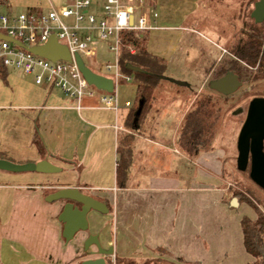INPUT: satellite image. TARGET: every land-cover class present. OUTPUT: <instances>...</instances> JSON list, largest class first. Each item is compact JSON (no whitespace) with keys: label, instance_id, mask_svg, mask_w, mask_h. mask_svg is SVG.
<instances>
[{"label":"crops","instance_id":"crops-1","mask_svg":"<svg viewBox=\"0 0 264 264\" xmlns=\"http://www.w3.org/2000/svg\"><path fill=\"white\" fill-rule=\"evenodd\" d=\"M198 1L152 3L156 26L147 30L146 48L168 61L175 75L187 74L199 50L193 34L204 36L185 22ZM13 2L0 0L8 11ZM23 4L25 9H45L53 3L24 0ZM114 93L116 109L103 106L96 97H83L76 107L58 90L36 85L31 76L6 68L0 78V151L17 163L46 158L59 170H0V264H79L98 256L93 245L83 248L88 233H97L103 247L111 245L114 257H180L187 264L251 261L242 243V214L234 209L244 202L232 206L223 200L227 190L221 183L223 149L210 147L189 156L176 146L177 127L193 92L156 94L141 132L125 128L124 101H131ZM35 131L44 154L33 142ZM119 131L133 135L123 187L115 182ZM64 186L77 187L108 205L106 213L90 210L87 229L68 241L61 236L57 219L64 200L44 199ZM248 216L255 218V212ZM158 248L164 253L156 255Z\"/></svg>","mask_w":264,"mask_h":264},{"label":"trees","instance_id":"trees-1","mask_svg":"<svg viewBox=\"0 0 264 264\" xmlns=\"http://www.w3.org/2000/svg\"><path fill=\"white\" fill-rule=\"evenodd\" d=\"M235 3L234 7L223 0H199L195 12L185 18V21L194 17L197 22H203L215 38L203 39L206 44H198L199 50L190 63V69L187 74L181 75L184 80H176L174 77L175 81L189 84L190 80H193L191 84L194 81L200 84L207 77L209 81L229 70L234 72L242 83H249L238 93L234 91L221 94L216 91L218 94L213 95L200 90L193 92L194 97L177 127L175 137L177 148L185 155L193 156L200 150H208L212 147L211 143L219 127L225 119L230 117V110L235 105L236 99L246 100L244 110L240 113V119H243L248 101L254 96H264V21L254 23L249 16H246L242 25L236 28L235 20L239 16L241 0H235ZM206 4H211L210 12L200 13L201 8ZM195 15L200 18L197 19ZM195 30L201 32L198 28ZM147 32L144 30L134 33L131 30H122L119 33L117 65L119 71L123 74H130L131 80L135 83L134 98L127 107L124 126L136 132L142 131L144 120L153 108L152 102L159 82L173 78L169 62L147 50ZM194 44L197 45V43ZM129 47L133 48L132 52ZM221 49L224 50L223 54L220 53ZM197 60L200 63L197 64ZM131 66H136L137 69H132ZM5 72L6 67L0 63V78H4ZM186 80L189 81L186 82ZM122 81L124 80L121 79L119 82ZM132 140L133 135L130 132L119 131L117 133L115 182L119 187L126 184L131 163ZM33 142L41 153L46 152L37 131L34 133ZM0 158L13 161L1 151ZM248 170L247 165L241 171H247L248 174ZM233 195H241V198L237 197L238 203L248 204L255 212V218L251 219L249 216L241 215L239 220L243 247L253 257L251 261L243 264H264V240L262 238L264 213L249 197L237 191H233ZM99 200L108 207L106 201ZM223 200L230 204V197H223ZM157 251L160 254L164 253L160 248ZM121 258L116 257L115 260H122ZM126 259L131 264L136 263L131 258ZM160 260L164 261V264H187L180 257H176L173 261L161 257L146 258L142 264H157Z\"/></svg>","mask_w":264,"mask_h":264},{"label":"built area","instance_id":"built-area-1","mask_svg":"<svg viewBox=\"0 0 264 264\" xmlns=\"http://www.w3.org/2000/svg\"><path fill=\"white\" fill-rule=\"evenodd\" d=\"M154 1L64 0L45 9L0 11V33L21 43L0 38V63L31 76L36 85L58 90L75 101L76 107L80 106L83 97H96L103 106L116 109L115 85L121 79L131 80V75L120 72L117 65L119 33L122 30L139 33L154 28L157 18L152 5ZM51 34L66 46L69 60H51L26 48L44 43ZM97 41L105 42L108 51L113 53L112 61L101 64L104 73H100L111 78V91L88 83L75 60V55L81 58V52L93 54V45ZM129 50L132 52L133 48L129 47ZM124 104L129 105V102L124 101Z\"/></svg>","mask_w":264,"mask_h":264},{"label":"water","instance_id":"water-1","mask_svg":"<svg viewBox=\"0 0 264 264\" xmlns=\"http://www.w3.org/2000/svg\"><path fill=\"white\" fill-rule=\"evenodd\" d=\"M250 16L255 22H260L264 18V0H256ZM0 38L12 40L18 44L19 41L0 33ZM26 48L35 54L45 56L51 60L57 58L70 59V54L65 45L57 42L55 36L51 34L48 39L39 45L26 46ZM78 68L88 83L107 91L113 89V82L110 77L104 76L91 70L84 64L82 59L75 55ZM137 69L136 66H131ZM179 82V81H176ZM242 84L237 75L232 71H226L223 75L210 79L208 87L221 93L229 94L237 90ZM264 96L252 97L246 106L245 115L237 132L235 147L236 158L235 165L238 170H244L249 166V178L259 187L264 189ZM0 170L11 172L37 171V172H55L59 167L49 162L46 158L32 162L23 163L13 162L8 159L0 158ZM46 201L57 199L64 200L62 208L57 215V219L62 224L61 236L64 241L70 240L79 230H86L88 227L87 213L95 210L106 213L108 208L106 204L80 191L74 186L59 187L44 197ZM232 206L237 205L235 197L230 199ZM90 245L95 247L98 254L94 258H86L79 264H106L105 256L112 254V246L103 247L99 241L97 233H88L83 241V248L86 250Z\"/></svg>","mask_w":264,"mask_h":264},{"label":"rangeland","instance_id":"rangeland-1","mask_svg":"<svg viewBox=\"0 0 264 264\" xmlns=\"http://www.w3.org/2000/svg\"><path fill=\"white\" fill-rule=\"evenodd\" d=\"M53 4H61L64 2V0H51ZM224 2H227L230 6H236L235 0H223ZM252 1L255 0H241V3L246 4V8L244 10L242 9V12L245 14V17L248 15V12L250 11L252 7ZM13 2V0H12ZM24 0H14L13 3L10 4V11L11 12H19L24 11ZM211 4L203 5L201 8L202 12L200 13H209V8ZM90 8H93L92 6ZM0 11H8L6 6L4 4H0ZM197 16V19L200 18ZM186 24L192 25L193 28H198L204 36L199 35V33L193 34L195 42L198 44H206L205 40L203 39H214L215 35L208 31L205 27L204 23L197 22L193 17H190L187 19ZM184 22V23H185ZM241 24V18H237L235 20V27L237 28ZM234 30V29H233ZM206 37V38H205ZM208 39V40H209ZM220 53L223 54L224 50L221 49ZM113 53L109 52L106 46L105 42L97 41L93 45V54L86 55L84 53H80L81 59L84 62L85 65H87L89 68H91L93 71L97 73H104L100 67L101 64L105 61H111ZM22 73V72H21ZM106 74V72H105ZM171 76H173L172 80L171 78L159 82L155 95L166 90L168 92L173 91H182V92H194V91H201L206 93H211L213 95H217L218 93L214 91L213 89L208 87V77L205 78L200 84L196 83V81L190 83L193 80H190L189 84H185L186 86H178V84L175 81L176 80H184L181 76H177L175 74L171 73ZM175 77V78H174ZM181 78V79H180ZM189 80H186L188 82ZM248 82L242 83L236 90V93L240 92L241 89L246 88L248 86ZM170 86V87H169ZM200 88V89H199ZM134 91H135V83L132 80H126L124 82H118L114 87V92H116L117 97L120 100L123 99H129L130 101L134 98ZM155 97V96H154ZM154 103V99L152 104ZM246 104V100H238L236 99L235 105L230 110V117L224 120L222 125L219 127V130L217 134L214 137V140L212 141V147L219 146L223 149V170H222V185L227 188L226 190V198L230 199L232 197L236 198V201L238 203L237 197L241 198V195L234 196L233 191H237L244 195L245 197H249L254 203L256 202L258 208L264 213V191L258 187L252 180L249 179L247 171H241L238 170L235 166V158H236V147H235V141L237 132L239 130V127L241 125V122L243 119L241 118L242 111L244 110ZM246 191V192H245ZM237 212H240L242 215L248 216L249 214H252L254 210L246 203H241L238 207L234 208ZM160 253H156V255ZM157 257V256H153ZM116 257L112 255H107L105 257L106 264H131L127 261L126 258H121L122 260L116 261ZM118 258V257H117ZM148 258V257H147ZM136 261L135 264H142V262L146 259L144 258H131ZM166 260L173 261L171 258H166ZM164 261L160 260L157 264H164Z\"/></svg>","mask_w":264,"mask_h":264},{"label":"flooded vegetation","instance_id":"flooded-vegetation-1","mask_svg":"<svg viewBox=\"0 0 264 264\" xmlns=\"http://www.w3.org/2000/svg\"><path fill=\"white\" fill-rule=\"evenodd\" d=\"M255 1H256V0H255ZM255 1H252V7H251L250 11L248 12V15H247V16H249V18H250L254 23H261V22L264 21V18H263V20L260 21V22H255V21L253 20V18L250 16V12H251V10L253 9V4H254ZM244 8H246V4L243 3V2L240 3V6H239V16H238V18H241V24H240L239 26L242 25V23H243V21H244V19H245V14L242 12V9L244 10ZM239 26H238V27H239ZM95 251H96V250L94 249L93 252L96 254Z\"/></svg>","mask_w":264,"mask_h":264}]
</instances>
